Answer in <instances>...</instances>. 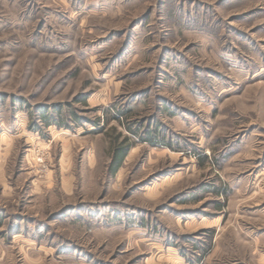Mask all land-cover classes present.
Returning <instances> with one entry per match:
<instances>
[{"label": "rangeland", "instance_id": "rangeland-1", "mask_svg": "<svg viewBox=\"0 0 264 264\" xmlns=\"http://www.w3.org/2000/svg\"><path fill=\"white\" fill-rule=\"evenodd\" d=\"M0 220V264H264V0H0Z\"/></svg>", "mask_w": 264, "mask_h": 264}, {"label": "trees", "instance_id": "trees-1", "mask_svg": "<svg viewBox=\"0 0 264 264\" xmlns=\"http://www.w3.org/2000/svg\"><path fill=\"white\" fill-rule=\"evenodd\" d=\"M39 113H40L39 118L45 124L51 125L54 123L55 118L52 112L48 111L47 109H40ZM59 117L63 118L62 114H60ZM59 123H62V122H59ZM155 137L156 135L154 136L153 134L150 133V137L147 136L145 138V141L152 143L154 145H159L160 143L157 142ZM165 144H169V143L166 142ZM131 147H132V144L129 143L127 139H124L121 141L118 140L117 142L113 144L112 152H111V160H110L109 167H108L109 172L111 174H116L119 171V169L122 167ZM0 223H1V220H0Z\"/></svg>", "mask_w": 264, "mask_h": 264}]
</instances>
